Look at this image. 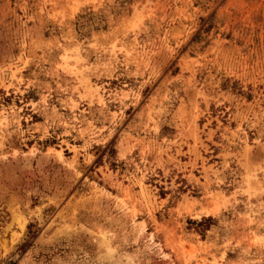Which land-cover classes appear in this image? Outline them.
I'll return each mask as SVG.
<instances>
[{
    "label": "rangeland",
    "instance_id": "rangeland-1",
    "mask_svg": "<svg viewBox=\"0 0 264 264\" xmlns=\"http://www.w3.org/2000/svg\"><path fill=\"white\" fill-rule=\"evenodd\" d=\"M0 264H264V0H0Z\"/></svg>",
    "mask_w": 264,
    "mask_h": 264
}]
</instances>
